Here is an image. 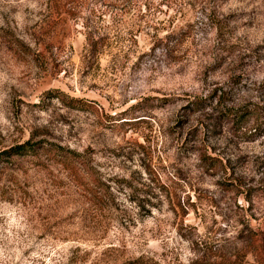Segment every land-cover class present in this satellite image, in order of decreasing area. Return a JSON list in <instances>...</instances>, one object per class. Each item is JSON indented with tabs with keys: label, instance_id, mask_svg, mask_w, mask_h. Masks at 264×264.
Segmentation results:
<instances>
[{
	"label": "rangeland",
	"instance_id": "obj_1",
	"mask_svg": "<svg viewBox=\"0 0 264 264\" xmlns=\"http://www.w3.org/2000/svg\"><path fill=\"white\" fill-rule=\"evenodd\" d=\"M0 158V264H256L264 0H0Z\"/></svg>",
	"mask_w": 264,
	"mask_h": 264
},
{
	"label": "trees",
	"instance_id": "obj_2",
	"mask_svg": "<svg viewBox=\"0 0 264 264\" xmlns=\"http://www.w3.org/2000/svg\"><path fill=\"white\" fill-rule=\"evenodd\" d=\"M231 118H235V117H231ZM36 146L37 145L32 146L30 144L17 146V147L10 149L9 151L3 152V155H5V157H10V156H17V157L36 156V152H35ZM58 155L62 156V158H65L69 161L76 160L75 157L62 155L60 152H58ZM0 161H1V158H0ZM260 249H261V251H260ZM262 249H264L263 246L261 248H259V250L257 249L258 252L256 253V257H255L256 264H264V251H262ZM206 261H207L206 259L200 258L195 262V264H207Z\"/></svg>",
	"mask_w": 264,
	"mask_h": 264
}]
</instances>
